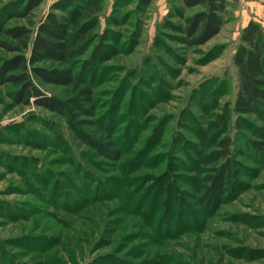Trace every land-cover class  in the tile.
I'll return each instance as SVG.
<instances>
[{
	"label": "rangeland",
	"instance_id": "rangeland-1",
	"mask_svg": "<svg viewBox=\"0 0 264 264\" xmlns=\"http://www.w3.org/2000/svg\"><path fill=\"white\" fill-rule=\"evenodd\" d=\"M92 1L104 3L97 39L74 67L93 87L86 119L115 129L122 160L0 86V264H264V169L242 141L233 62L243 27H264V0H228L231 20L197 49L179 32L180 0H42L30 16L74 18ZM29 2L0 0V20ZM224 126L239 142L237 179L204 212L198 160Z\"/></svg>",
	"mask_w": 264,
	"mask_h": 264
},
{
	"label": "trees",
	"instance_id": "trees-1",
	"mask_svg": "<svg viewBox=\"0 0 264 264\" xmlns=\"http://www.w3.org/2000/svg\"><path fill=\"white\" fill-rule=\"evenodd\" d=\"M41 2L30 0L24 8L9 13L7 20H0V51L8 55L0 56V86L17 105L57 113L98 156L122 160L115 129L86 119L97 112L93 87L87 79L77 77L74 67V60L97 39L104 3L92 1L74 18L52 11L36 23L30 14ZM230 7L228 0H180L179 32L184 44L197 49L214 39L231 20ZM15 18L26 19L27 23L7 25ZM233 62L238 77L236 111L240 125L251 136L242 141L262 157L264 169V27L260 23L251 20L243 27ZM41 85L62 87L65 97L48 95ZM89 126L96 128L91 134L86 131ZM213 139L214 150L209 153L207 146L198 160L208 173L195 183L197 202L204 212H213L226 186L237 179L238 149L234 146L238 140L227 126Z\"/></svg>",
	"mask_w": 264,
	"mask_h": 264
}]
</instances>
